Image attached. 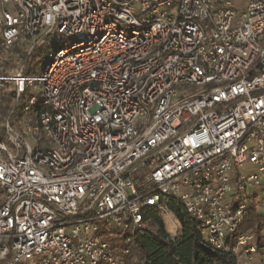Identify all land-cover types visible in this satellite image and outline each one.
I'll return each instance as SVG.
<instances>
[{"label": "built area", "instance_id": "obj_1", "mask_svg": "<svg viewBox=\"0 0 264 264\" xmlns=\"http://www.w3.org/2000/svg\"><path fill=\"white\" fill-rule=\"evenodd\" d=\"M52 32L40 77L3 75ZM35 83L34 119L2 125L0 264H125L132 238L104 234L143 233L160 198L213 251L264 250L242 229L264 196V0H0V107Z\"/></svg>", "mask_w": 264, "mask_h": 264}, {"label": "trees", "instance_id": "obj_2", "mask_svg": "<svg viewBox=\"0 0 264 264\" xmlns=\"http://www.w3.org/2000/svg\"><path fill=\"white\" fill-rule=\"evenodd\" d=\"M161 206L173 217L178 225L174 238L165 232L159 211L149 209L144 213L147 229L143 233L132 232L126 235L104 236L114 246L115 252L122 246L125 236L133 240V255L142 264H236L237 260L229 254L213 251L202 238L197 223L183 210L178 201L160 198ZM264 228L254 203L251 201L243 231L250 230L257 242Z\"/></svg>", "mask_w": 264, "mask_h": 264}, {"label": "rangeland", "instance_id": "obj_3", "mask_svg": "<svg viewBox=\"0 0 264 264\" xmlns=\"http://www.w3.org/2000/svg\"><path fill=\"white\" fill-rule=\"evenodd\" d=\"M10 9V7H8ZM67 40L64 38L62 34L52 32L49 36L42 38L36 46L33 48L30 53L29 58L25 65H23L24 60L27 57V52L29 46L32 42L25 43H16L10 50L9 54L6 55L5 58V68L3 75H14L18 69L23 66L24 75L28 77H40L42 75V71L44 65L48 62V54L51 50H57L62 48L64 43ZM34 89H27L25 94L20 97L19 104L15 105V99L10 90L5 88L2 91V103L0 107V139L5 141V130L2 127L6 122V118L8 117L9 111L15 108V111L10 118V123L16 131L21 132V124L24 120L34 116L24 111V98L28 96H38V90L40 85L34 84ZM197 88L183 87L179 88L177 91V96L179 99H182L190 94L195 93ZM43 149L44 147L41 146ZM259 201V202H258ZM257 207L259 211L264 214V196L258 198ZM159 218L162 221L163 228L167 234L173 232L174 226L178 228L177 223L173 219V217L165 210L159 211ZM125 264H142L136 257L133 255V251H130L129 256L126 259Z\"/></svg>", "mask_w": 264, "mask_h": 264}, {"label": "crops", "instance_id": "obj_4", "mask_svg": "<svg viewBox=\"0 0 264 264\" xmlns=\"http://www.w3.org/2000/svg\"><path fill=\"white\" fill-rule=\"evenodd\" d=\"M258 215L264 219V214H262L258 207H256ZM244 232L251 233L250 230H246ZM259 241H264V228L262 229L260 236H259ZM264 263V250L260 251L258 255L255 256L254 262L252 264H261ZM236 264H246L242 258L237 260Z\"/></svg>", "mask_w": 264, "mask_h": 264}]
</instances>
